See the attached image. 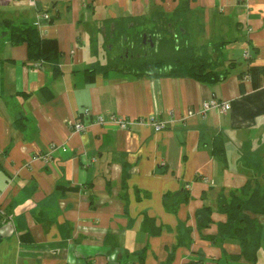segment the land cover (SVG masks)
<instances>
[{"label": "crops", "instance_id": "1", "mask_svg": "<svg viewBox=\"0 0 264 264\" xmlns=\"http://www.w3.org/2000/svg\"><path fill=\"white\" fill-rule=\"evenodd\" d=\"M177 11L225 80L100 71L104 51L116 53L113 22L152 29ZM1 20L36 26L61 57L56 74L0 31V264H226L241 253L206 237L227 221L222 194L255 177L264 189V71L246 73L264 69V0H0ZM213 99L230 110L185 119ZM152 116L167 128L138 122Z\"/></svg>", "mask_w": 264, "mask_h": 264}, {"label": "trees", "instance_id": "2", "mask_svg": "<svg viewBox=\"0 0 264 264\" xmlns=\"http://www.w3.org/2000/svg\"><path fill=\"white\" fill-rule=\"evenodd\" d=\"M175 15L172 19L163 16L161 19L158 18V23L152 29L137 28V31L134 29L131 32L129 27L132 20L122 19L113 22L115 33L112 42L121 49L119 53H115L117 60L120 55H125V49L129 50V55H134V60L125 62L127 64H123V68L110 64L102 67L100 71L107 73L110 70H117L119 73L136 77L145 75L189 77L206 84L225 80L227 74L221 75L214 69L216 62L209 53V47L198 48L188 42L186 15L181 11H177ZM137 25L144 26V22ZM170 25L174 28L177 26L176 33L171 32ZM0 31L8 35L15 45L26 44L30 61L50 62L55 66V73L59 74L58 63L61 55L57 42L43 39L36 26L1 20ZM148 37L152 39L154 47L148 45L140 49V44ZM246 61L250 62L251 59ZM263 71L264 69L250 66L246 73L254 80L255 76ZM240 77L243 78L244 74ZM259 85L260 83L256 84ZM255 179L250 180L244 188L229 191L227 195L222 194L219 198L218 210L227 216V221L220 224L216 236L206 238L214 245H222L227 241H236L239 244L241 253L226 255L228 260L226 264H237L242 259L251 264L258 261L264 227L254 216H264V189L262 190L256 177ZM203 212L205 218L200 223V229H205L212 222L211 208L206 207Z\"/></svg>", "mask_w": 264, "mask_h": 264}, {"label": "built area", "instance_id": "3", "mask_svg": "<svg viewBox=\"0 0 264 264\" xmlns=\"http://www.w3.org/2000/svg\"><path fill=\"white\" fill-rule=\"evenodd\" d=\"M46 17H48V16H46ZM244 58H245V60L252 59V56H251V53L249 50H246L244 52ZM229 110H230V103L229 102L219 101V100L213 99V100L206 102L204 104L203 109L200 110L198 113L197 112H189L188 116L185 119H188L190 117H194L198 114L205 117L211 111H216V112H219L221 114H225ZM81 115L85 118H91L92 112L89 109H85ZM110 121L113 122V124H116L121 129H126V128H128L134 124V121L128 120V119L123 118V117L114 116V115L111 116ZM138 122L142 125L153 126V128L156 131H161V130L166 129L168 126V123H169V122H165V121H161V122L157 121L156 118L153 116L148 118L145 121L139 120ZM96 123L100 124V125H104L105 121H104L102 116H97ZM86 127L87 126L85 124L81 123L80 121H77L72 125V130L75 133H82V132H85ZM54 150H55V148H52V152H54ZM36 159L47 160L48 156H38V158H36ZM1 214H2V212L0 211V215Z\"/></svg>", "mask_w": 264, "mask_h": 264}, {"label": "flooded vegetation", "instance_id": "4", "mask_svg": "<svg viewBox=\"0 0 264 264\" xmlns=\"http://www.w3.org/2000/svg\"><path fill=\"white\" fill-rule=\"evenodd\" d=\"M148 45H150L152 48L154 47V44L152 43V39L151 38H145V40L140 44V49H143V48H146ZM124 54L125 55H120L119 56V60H117V56L116 54L112 55V56H109L108 59L106 60V63L107 65H119L120 68H123V64H127L125 62H129V61H132L134 60V55H129V50L125 49L124 51ZM128 58L130 60H128ZM117 71V70H115Z\"/></svg>", "mask_w": 264, "mask_h": 264}, {"label": "rangeland", "instance_id": "5", "mask_svg": "<svg viewBox=\"0 0 264 264\" xmlns=\"http://www.w3.org/2000/svg\"><path fill=\"white\" fill-rule=\"evenodd\" d=\"M114 48H115V52L116 53H119L120 52V48L119 47H116V46H114ZM236 50H238V47H236ZM107 51H104V54L101 56V62H102V60H103V57L107 60V58L109 57V55L110 54H108V53H106ZM107 57V58H106Z\"/></svg>", "mask_w": 264, "mask_h": 264}]
</instances>
